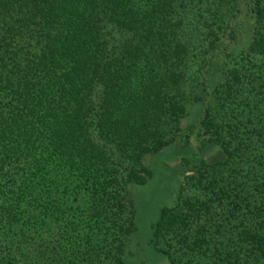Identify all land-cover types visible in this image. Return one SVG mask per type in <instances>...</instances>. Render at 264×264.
Instances as JSON below:
<instances>
[{
    "label": "trees",
    "instance_id": "1",
    "mask_svg": "<svg viewBox=\"0 0 264 264\" xmlns=\"http://www.w3.org/2000/svg\"><path fill=\"white\" fill-rule=\"evenodd\" d=\"M168 146L152 248L264 264V0H0V264H124Z\"/></svg>",
    "mask_w": 264,
    "mask_h": 264
},
{
    "label": "rangeland",
    "instance_id": "2",
    "mask_svg": "<svg viewBox=\"0 0 264 264\" xmlns=\"http://www.w3.org/2000/svg\"><path fill=\"white\" fill-rule=\"evenodd\" d=\"M189 124L196 120L194 110L185 117ZM184 125V124H183ZM176 150L172 146L163 148L145 157V164L152 176L142 185H130V195L136 206V231L132 234L124 255V264H167L161 253L148 243L151 224L161 208L170 206L177 192L179 179L175 168Z\"/></svg>",
    "mask_w": 264,
    "mask_h": 264
}]
</instances>
